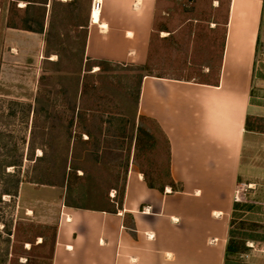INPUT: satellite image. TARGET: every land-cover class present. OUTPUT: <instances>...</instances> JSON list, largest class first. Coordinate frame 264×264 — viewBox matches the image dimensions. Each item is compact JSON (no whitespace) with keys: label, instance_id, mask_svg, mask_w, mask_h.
Listing matches in <instances>:
<instances>
[{"label":"rangeland","instance_id":"rangeland-1","mask_svg":"<svg viewBox=\"0 0 264 264\" xmlns=\"http://www.w3.org/2000/svg\"><path fill=\"white\" fill-rule=\"evenodd\" d=\"M72 1L0 0V154L15 163L0 167L6 264H51L62 204L112 209L111 189L119 200L131 163L154 186L169 183L166 140L136 115L141 76L211 82L218 75L227 0H160L144 70L86 58L91 0ZM40 21L43 33L25 29ZM250 125L264 133L258 117ZM246 161L228 238L244 249L224 264H264V142Z\"/></svg>","mask_w":264,"mask_h":264},{"label":"crops","instance_id":"crops-1","mask_svg":"<svg viewBox=\"0 0 264 264\" xmlns=\"http://www.w3.org/2000/svg\"><path fill=\"white\" fill-rule=\"evenodd\" d=\"M159 1L101 0L96 22L88 3L86 58L146 63ZM226 6L215 81L140 80L136 115L165 138L176 189L150 187L131 163L119 200L111 189L112 209L62 204L51 264H224L235 188L252 147L264 142L245 127L264 116V0Z\"/></svg>","mask_w":264,"mask_h":264},{"label":"trees","instance_id":"trees-1","mask_svg":"<svg viewBox=\"0 0 264 264\" xmlns=\"http://www.w3.org/2000/svg\"><path fill=\"white\" fill-rule=\"evenodd\" d=\"M72 1V0H71ZM40 3H44L45 2H40ZM70 6H75V2L72 1L69 3ZM26 30H29V31H32V32H36V33H43L44 32V23L42 21L38 22V24L36 26H31L29 24H27ZM49 35V31L47 32V36ZM85 37H86V34H85ZM46 41H48V39L46 38ZM58 61V60H57ZM111 63L108 62V61H104V60H98V66H105L106 68H108V66L110 65ZM148 67V64L147 62L142 64V65H139L138 66V69L139 70H144V69H147ZM142 78V76H141ZM140 78V80H141ZM140 80H139V86H140ZM138 93H139V88H138ZM138 93H137V97H138ZM258 119L264 121V118L263 117H258ZM245 127L246 129L248 130H254L253 127L250 125V120H248L247 118V121H246V124H245ZM143 133H145L147 135V132L145 131H142ZM4 137V134L2 132H0V144L2 143H5V142H2V139ZM167 143V142H166ZM168 151V150H167ZM1 154H0V167L2 168V170H5V168L9 167V166H14L15 163H13L11 160L7 159V158H1ZM169 176V174H168ZM146 180V178H145ZM147 184L150 186V187H155L153 184H151L148 180H146ZM19 183V181H17V184ZM38 183V182H37ZM17 184L15 185V187H17ZM171 187L172 190H175L176 187L174 185V183L172 182V180L169 181L168 183ZM164 186V185H163ZM163 186L161 187H157L160 191H163ZM122 195V194H121ZM65 205H69V204H65ZM118 206H120V202H118ZM75 207H80V206H75ZM244 249V244L243 242L239 245L238 242L232 240L231 238L228 240L227 242V246H226V252H225V259L228 257V254L229 253H233V254H236V253H239V252H242ZM4 255L6 256V251L4 253ZM7 262V258H0V264H6Z\"/></svg>","mask_w":264,"mask_h":264},{"label":"built area","instance_id":"built-area-1","mask_svg":"<svg viewBox=\"0 0 264 264\" xmlns=\"http://www.w3.org/2000/svg\"><path fill=\"white\" fill-rule=\"evenodd\" d=\"M61 1H67V0H61ZM100 8H101V0H91V16L94 11L99 13ZM236 200H239L237 194L234 195V201Z\"/></svg>","mask_w":264,"mask_h":264},{"label":"bare ground","instance_id":"bare-ground-1","mask_svg":"<svg viewBox=\"0 0 264 264\" xmlns=\"http://www.w3.org/2000/svg\"><path fill=\"white\" fill-rule=\"evenodd\" d=\"M92 16H93V19H92ZM91 16V19L94 20L95 22L98 21V13L96 11L93 12Z\"/></svg>","mask_w":264,"mask_h":264}]
</instances>
